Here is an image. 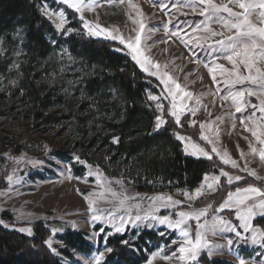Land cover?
Returning a JSON list of instances; mask_svg holds the SVG:
<instances>
[{"label":"rangeland","instance_id":"1","mask_svg":"<svg viewBox=\"0 0 264 264\" xmlns=\"http://www.w3.org/2000/svg\"><path fill=\"white\" fill-rule=\"evenodd\" d=\"M85 2L87 3L88 0H85ZM93 2L96 6L93 9L86 8L83 12L85 19L92 27L99 24L109 30L117 29L126 38H134L137 33L133 29H138V24L133 23V20L143 19L147 28L142 36L141 50L153 61L158 62L162 66L167 65L164 71L172 75L182 88L192 92L194 96L201 97L202 106L195 116L185 112L181 117V122L188 119L190 127L198 129L199 138L193 139L187 135H179L190 138L191 142L199 144L206 151H209L212 157H217L215 153H211L212 145L202 140L200 136L203 132L204 135L217 140L216 131L218 129L217 147L221 151H227L231 158L237 161L240 167L236 169L240 171V168H244L247 164L248 168L255 170L259 176L264 177V162L259 160L258 155H249V144L250 142L254 143L255 138L251 136L250 132L245 131L240 123L245 116L252 112V109L249 107L243 113H236L231 101L221 99L227 92L223 84H221L223 91L216 95H209L210 91H215L216 86L204 64L210 63L216 54L209 51L206 46L197 48L194 43L193 45H187L178 38H170L165 35L164 28L167 26L170 30H176L178 27L185 39H188L189 35L193 38L203 36L205 34L196 32L195 28L203 26L205 17L200 16L198 13H192L187 7V0H132V3L138 6L142 16L137 15V9L128 6L127 0L124 3H120L119 0H93ZM216 2L220 3L221 0H216ZM163 4H167L169 7L162 8ZM177 6H180L182 12L186 14H181V11H177ZM44 9H48L53 13L64 12L67 18L65 31H57L66 35L72 33V31L67 30L69 21L65 9L75 12L74 9L63 4L61 0H51V3H44L40 8L43 14ZM77 15L78 17L80 16L79 13ZM170 17L173 20L171 25L167 24ZM50 21L55 26V23L52 20ZM212 28L216 31L223 30L214 21L212 22ZM83 29L85 34L91 38L119 44L118 40L107 39L103 34L101 36L89 35L88 30L84 27ZM147 29H155V31L149 33ZM184 30H187V32L185 33ZM164 40H169V42L163 43L162 41ZM23 46L24 30L22 28L16 27L12 32L5 34L0 31V64L4 65L5 70V75L0 76V154L5 155L10 160L11 169L8 177H12V180L7 178L6 188L0 189L1 226L7 230L17 231L31 237L33 236L34 224L43 222L51 229L53 236L49 241H51L52 248L56 249V252L53 253L60 259L62 264H86L85 258L91 259L98 252H104L106 258L109 252H105V247L103 246L102 249L94 251L91 255L76 254L75 260L71 261L59 253L62 243L58 237L69 230L85 232L88 234V241L97 249L101 234L104 235L105 240L109 236L121 235L115 233L106 220H92V212L85 195L105 191V188L100 187L101 180L112 190L117 193H123L128 197L126 207L129 210L128 214L133 216L136 214L144 215L145 211L151 207L152 200L158 196H171L174 200L181 201L177 208H162L157 213L160 216H174V213L179 210L204 208L195 206L199 200L214 195L218 187L216 191L205 189L202 196L191 201L187 200L183 193L187 192L190 195H194L197 188L194 190L178 189L158 194L138 192L133 185V178L128 177L127 174L125 175L126 170L120 165L112 166L110 156L104 150L96 148L87 155L84 152L87 151L86 148L84 150L82 146L77 144L79 140L76 128L67 121L59 124H47L45 121L38 119L36 112L31 110L29 100L24 99L23 94L18 92V83L22 79V64L25 62L23 59L25 53ZM121 46L132 58L129 49L125 48L124 45ZM52 59V69L41 73V85L44 83L50 89H56L58 95L66 96L68 101L74 103L77 110L82 104H88L87 110L83 113L85 115L90 113L93 105H90L89 100H85L84 92L81 88V81L85 73L81 64L76 58L65 52H56ZM218 62L226 67H231L227 61L222 59ZM144 73L147 74L146 72ZM151 77L157 79L154 76ZM161 86L163 91L160 95H157L160 99L158 101L148 99V106L154 107L157 116L161 115L156 108L157 103L164 105L163 116L165 115V110L168 113L170 111L169 101L171 97L168 99L163 98L166 93L164 85L161 84ZM237 87L243 89L248 87V85H238ZM177 95L179 97L182 94L177 93ZM247 99L251 103H259L256 97ZM177 102L182 103L183 101L178 100ZM188 106H194V100L189 101ZM62 111L60 106L47 113L61 112V114L58 113L57 115V117L61 118ZM257 115L260 114L257 113ZM218 117L222 119L218 120ZM193 121L196 122L194 126ZM233 123L236 125L235 128L232 127ZM200 124H208L211 127L201 130ZM99 128L101 129L102 126L100 125ZM256 146L260 147L259 145ZM241 152L245 154V158H241ZM77 156L86 163L80 164L75 159ZM64 157L68 160H64ZM98 157L103 161L104 167L94 163ZM199 159L206 158L201 157ZM72 163H74L75 168L83 167L85 169L83 176L74 175ZM88 165L99 171L101 180H98L96 175H88ZM228 166L231 167V165ZM227 172L230 175H237L234 172ZM208 176H216V174H209ZM223 178L227 180L226 177ZM117 181L120 183H117ZM258 181L264 184V180ZM97 207L104 209L102 215H107L108 210L112 208V204L101 200L98 202ZM214 211L213 209L209 211V218H211ZM225 213H232L233 215L229 218ZM116 214L122 215L124 213L123 210H117ZM215 214L231 221L238 227L239 222L235 218L234 210L225 209L223 212H216ZM190 224L192 225L193 233H195V221H191ZM254 226L264 230L260 226L255 225V223ZM97 227H101V230L97 231ZM21 228L30 229L31 234L27 231H20ZM128 230L130 232L150 230L160 234L163 233L161 235H165V237L175 236L170 245L162 244L154 251L145 264L153 261V256L156 257L153 264H184L183 261L175 258L171 261L161 259L162 256L171 255L173 251L178 249V242L182 239L178 232H174L155 221L137 222L136 227L129 224L125 233ZM238 230L243 232L239 227ZM208 239L219 246L216 249L218 254L207 257L202 252L194 264H202L201 260L204 257L228 261L230 264H239L240 258H244L246 264H264V247H261L260 244L254 245L250 240H241L233 233L227 232L217 233L216 236L209 234ZM229 239L233 241L232 247L228 246L227 241ZM52 248L50 249L52 250Z\"/></svg>","mask_w":264,"mask_h":264},{"label":"trees","instance_id":"2","mask_svg":"<svg viewBox=\"0 0 264 264\" xmlns=\"http://www.w3.org/2000/svg\"><path fill=\"white\" fill-rule=\"evenodd\" d=\"M44 3H51V0H0V31L10 33L16 27L24 30L25 62L22 64L18 92L29 100L31 110L36 112L38 119L47 124L67 121L76 128L77 144L86 148L84 152L87 155L96 148L104 150L110 156L111 165L123 167L125 175L133 178V185L141 193L194 190L201 185L206 174L218 175L221 170L242 176L244 179L231 185L222 177L217 192L199 200L195 206L205 208L211 203L212 209L216 210L227 192L234 191L237 186L264 185L247 173L223 164L217 157L209 161L185 154L183 144L175 135L178 133L193 139H198L200 135L197 128L190 127L188 119L180 126L175 125L174 119L165 110L167 123L157 131L154 126L156 111L148 106V96L161 94L160 82L145 74L118 43L86 35L83 23L72 10L65 9L68 29H72V33H59L40 10ZM56 52H65L76 58L84 69L81 88L85 100L93 105L90 113H83L88 104H82L77 110L74 103L66 96H59L56 89H50L44 83L41 85V73L52 69V58ZM3 75L4 65L0 64V76ZM60 106L63 110L61 118L57 117L61 112L47 113ZM114 137L119 138L117 143L113 142ZM102 162L100 157L94 161L104 167ZM71 165L75 176L84 175L83 167L75 168L74 163ZM10 169V160L0 154V189L6 188ZM225 215L230 218L233 214ZM254 223L264 229V218H258ZM96 230L100 231L101 227ZM52 236L51 229L43 222L34 224L31 237L0 225V264H62L47 246ZM87 237L85 232L67 231L58 237L62 243L59 253L74 261L76 254L91 255L104 246L112 251L103 264H145L162 244L170 245L175 239L174 235L165 237L150 230H128L123 235L109 236L106 240L101 234L95 249ZM122 240H128L131 246L121 243ZM201 262L230 264L207 257Z\"/></svg>","mask_w":264,"mask_h":264},{"label":"snow or ice","instance_id":"3","mask_svg":"<svg viewBox=\"0 0 264 264\" xmlns=\"http://www.w3.org/2000/svg\"><path fill=\"white\" fill-rule=\"evenodd\" d=\"M61 2L80 14L79 19L83 23V27L88 30L89 35L101 36L103 34L107 39L118 40L119 44L129 49L132 59L144 72L149 76L156 77L164 85L166 95L163 98L168 99L171 97L169 101V115L174 118L175 125H181V117L185 112L195 116L202 106L201 97L194 96L192 92L182 88L172 75L164 71L167 65L162 66L158 62L153 61L141 50L142 36L147 28L143 19L133 20V23L138 24V29H133L137 34L134 38H126L117 29L109 30L99 24H96L95 27L90 25L85 19L83 12L86 8L93 9L96 6L93 0H88L87 3L85 0H61ZM119 2L124 3L125 0H119ZM127 3L130 8L137 9L138 16H142V13L138 10V6L133 4L132 0H127ZM168 7L167 4L162 5V8ZM187 7L192 13H198L200 16L205 17L203 26L195 28L196 32H202L205 35L196 36L195 38L189 35L188 39H185L178 27L176 30H170L167 26L164 28L165 35L170 38H178L187 45H193L194 43V46L197 48H204L206 46L209 51L216 54L210 63L204 64L216 86L215 91H210L209 95H216L223 91L221 88V84H223L227 92L221 99L231 101L236 113H243L249 107L252 109V112L245 116L240 123L244 130L250 132L251 136L255 138V142H250L249 144V155H258L259 160L264 162V0H226V2L225 0H221L220 3H217L216 0H187ZM176 10L181 11V14H186L182 12L180 6H177ZM44 14L55 23L57 30L65 31L67 18L64 12L53 13L48 9H44ZM213 21L219 24L223 30H214L212 28ZM172 23L173 20L170 17L167 24L171 25ZM67 30L72 31V29ZM147 31L150 33L155 31V29H147ZM184 31L185 33L187 32V30ZM217 37L219 38L216 39ZM53 42L55 43V41ZM162 42L168 43L169 40ZM117 50L119 51L120 49ZM221 59L227 61L231 67H226L224 64L219 63L218 61ZM238 85H248V87L240 89L237 87ZM177 93H181L182 95L178 97ZM249 97H256L259 103H251L247 99ZM148 99L158 101L160 98L157 95H149ZM178 100L183 102L178 103ZM193 100L194 106L189 107L188 102ZM156 108L161 113V115L155 118L154 126L158 131L167 123V120L163 116L164 105L157 103ZM257 113L260 115H257ZM217 119L220 120L222 118L218 117ZM192 123L194 126L196 122L193 121ZM210 127L208 124H200L201 130ZM232 127H236L235 123L232 124ZM218 134L219 130L217 129V140L211 139L208 135H204L203 132L200 138L212 145L211 153H215L223 164L231 165L233 169L239 168L240 166L237 161L232 159L227 151H221L217 147ZM175 138L183 143L185 154L198 159L203 157L209 161L213 159L209 151H206L199 144L191 142L190 138L178 133L175 135ZM118 140V137L113 138L114 143H117ZM241 158H245L243 152H241ZM75 159L80 164L86 163L78 156ZM88 168L89 176L96 175L97 179L101 180L97 169H93L91 165H88ZM240 171L247 172L248 175L255 177L257 180H264V177L259 176L255 170L248 168L247 164L244 168H240ZM222 176L227 178V184L229 185L244 179L240 175H230L227 171L221 170L220 175L209 177L206 174L200 187L195 190L194 195H190L187 192L183 193V195L187 200L191 201L202 196L205 189L216 191L217 187L220 186ZM8 179L12 180V177L10 176ZM117 183L120 182L117 181ZM100 187L105 188V191L85 195V199L92 212L93 221L106 220L115 233L121 235L125 233L129 224L136 227L137 222L141 221H155L179 233L182 239L178 242V249L173 251L171 255L162 256L161 259L171 261L175 258L176 260L183 261L184 264H194L202 252L207 257L217 255L216 249L219 246L213 244L208 239V236L209 234L216 236L217 233L224 232L233 233L241 240H250L252 244H260L261 247H264V230L255 227L253 223L258 217H264V185L256 186L248 184L247 186H237L234 191L227 192L226 198L216 208L211 218H209V211L213 208L211 203L201 209L190 208L189 210H179L174 213V216L157 215L162 208H177L181 204V201L174 200L171 196L155 197L152 200L151 207L145 211L144 215L136 214L133 216L128 214L129 210L126 207L128 197L126 195L112 190L103 180H101ZM101 200L112 204V208L108 210L107 215H102L104 209L97 207L98 202ZM225 209L234 210L235 218L239 222L238 227L243 232L239 231L237 225H234L231 221L215 214L216 212H223ZM117 210H123L124 214L117 215ZM191 221H195V233H193ZM20 231H27L31 234L30 229L21 228ZM121 243L131 246L128 240H122ZM227 243L229 247H232L233 241L231 239ZM48 246L52 248L51 241L48 242ZM52 251L56 252V249L52 248ZM111 251L110 247H105V252ZM85 259L86 264H103L105 260L104 252H98L91 259ZM155 259L156 257L153 256V261ZM153 261H149L148 264H153ZM239 264H246V260L240 258Z\"/></svg>","mask_w":264,"mask_h":264}]
</instances>
